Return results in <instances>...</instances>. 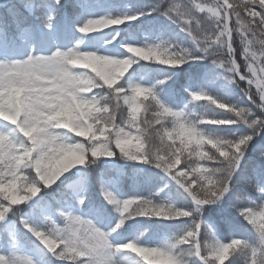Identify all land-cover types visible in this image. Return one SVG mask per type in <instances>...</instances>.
Returning a JSON list of instances; mask_svg holds the SVG:
<instances>
[{
    "label": "snow or ice",
    "instance_id": "1",
    "mask_svg": "<svg viewBox=\"0 0 264 264\" xmlns=\"http://www.w3.org/2000/svg\"><path fill=\"white\" fill-rule=\"evenodd\" d=\"M115 7L0 0V264H264V0ZM153 14L189 46L117 39ZM102 157L157 169L163 187H93ZM169 184L187 203L157 199ZM138 217L179 223L125 235Z\"/></svg>",
    "mask_w": 264,
    "mask_h": 264
},
{
    "label": "trees",
    "instance_id": "2",
    "mask_svg": "<svg viewBox=\"0 0 264 264\" xmlns=\"http://www.w3.org/2000/svg\"><path fill=\"white\" fill-rule=\"evenodd\" d=\"M117 5L122 3H129L133 4L136 3L137 0H113ZM142 2L141 6L144 5L146 2H149V0H141ZM151 17L155 20L153 23H150V28L153 30L154 33H156V37L147 40L148 42H160L161 40H167L169 42H177L180 43L181 46H189V41L184 37L183 33L179 32V29L175 25L169 24L167 21L166 24L160 25V23L163 21L162 17H157L155 14H153ZM144 18V17H143ZM150 18V17H147ZM145 21H143V25L147 23V21L151 19L144 18ZM205 62H201L200 66H203ZM209 67L211 66L210 61L206 62ZM159 66L152 65L151 69L154 71ZM211 91H214L217 95L223 96L228 100H231L232 102H236V99L238 96H240L239 89H237L234 85H226V82L223 79H217L216 83L213 85V87L210 89ZM253 91H255L253 89ZM193 103H199V102H193ZM200 111H208L210 114L212 113L211 109L207 108H201ZM141 115H143V111L141 112ZM264 135V134H262ZM113 162L122 165L124 164V161L127 163L126 160L121 159L119 157L112 158ZM102 170H107V168H104L102 166H99L98 169L95 170V174L100 173ZM160 178H163V174L159 172V170L151 168L150 166L146 165V168L143 169L141 173L138 174V176H134L133 172L127 173L123 178V185L124 188L121 190L122 193L125 195H131L133 193L139 192L141 194L145 193H152L157 190L158 187H163L162 182L160 181ZM96 179L91 178V182L95 184ZM169 190H170V199H161L160 201H171L172 203H175L177 205H182L187 203L182 196L177 192L176 186L174 184H169ZM139 222H144L146 225H151V229L153 231H158L159 234L162 232H166L169 235L176 230V225L179 223L178 221H165L162 219H147L143 217H138L135 219ZM134 221H129L127 223H131ZM242 264V262H241Z\"/></svg>",
    "mask_w": 264,
    "mask_h": 264
},
{
    "label": "rangeland",
    "instance_id": "3",
    "mask_svg": "<svg viewBox=\"0 0 264 264\" xmlns=\"http://www.w3.org/2000/svg\"><path fill=\"white\" fill-rule=\"evenodd\" d=\"M113 9L114 10L119 9V6L116 5V7L113 8ZM122 11H128V8H126L124 6V8H122ZM121 28H122V26H121ZM117 39H118V37H117ZM120 40L129 41V35L128 34H123ZM101 43L102 42L100 40H95V41H92L91 42V46H94L96 48H99L100 51H104V48H101L100 47ZM121 51H123V49H121ZM88 71H91V69H88ZM78 139H80V138H78ZM112 164H113L112 159H104L102 157L100 160H97L95 163L89 165V168L91 169V172H92V174L89 177V179L90 178H95L96 179V177L99 178L100 173H97V174L94 175L95 170L98 169L99 166L107 167L110 170H107L106 172L102 173V175L106 178V183L109 184V185H111L113 187V190L116 191L115 190V187H114V179H116L117 176H120V175L118 174L117 171H115V170H117L116 169V166H112ZM121 167H123L125 169L132 170L134 172V176H138V174L143 171V169L146 167V165L133 164V163L128 162V161L126 163L124 161V164H122ZM72 171L75 172L76 169H73ZM107 174L109 176L112 175V174H116V175L111 176V177H109V176L106 177ZM69 175H71V173H69ZM160 181L162 182V186H163V184H164V178H160ZM90 184L93 185V187L95 186V184L93 182H91ZM123 188H124V186L122 184L120 190H118V191H121ZM168 190L169 189L167 187V188L164 189L163 192H160V194L157 197V199L158 200H161V199L167 200V199H169L170 198V190L169 191ZM148 194L149 193H146L144 195H148ZM133 225H134L133 229H127L126 232H125V235H135V234H138L140 231H143L144 229L150 227V225L146 226V223H144V222L143 223H134ZM165 235H168V234L164 232V235H162V236H165ZM145 237L153 238L150 233H146V232H145ZM133 255H135V254L133 253ZM129 264H133V262L131 260H129Z\"/></svg>",
    "mask_w": 264,
    "mask_h": 264
},
{
    "label": "clouds",
    "instance_id": "4",
    "mask_svg": "<svg viewBox=\"0 0 264 264\" xmlns=\"http://www.w3.org/2000/svg\"><path fill=\"white\" fill-rule=\"evenodd\" d=\"M152 264H169L165 258H158L152 262Z\"/></svg>",
    "mask_w": 264,
    "mask_h": 264
}]
</instances>
